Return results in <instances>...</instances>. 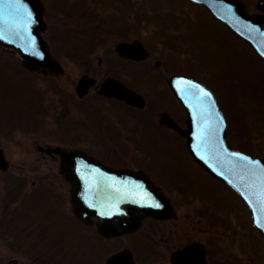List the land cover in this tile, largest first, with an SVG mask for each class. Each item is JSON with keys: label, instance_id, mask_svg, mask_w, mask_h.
Returning a JSON list of instances; mask_svg holds the SVG:
<instances>
[{"label": "flooded vegetation", "instance_id": "obj_1", "mask_svg": "<svg viewBox=\"0 0 264 264\" xmlns=\"http://www.w3.org/2000/svg\"><path fill=\"white\" fill-rule=\"evenodd\" d=\"M109 35L103 30L88 40L90 44L55 48L65 59L79 60L82 74L86 72L97 80L81 104L80 121L73 98V76L65 70L61 75L45 77L61 78L62 92L47 86L44 89L37 107L42 126L36 133L28 125L23 142L12 132V126L0 124V147L8 161L0 167V264L11 260L18 264H174V255L194 241L204 245L209 264H250V258L235 251L232 234L220 230L216 240L213 232L201 227L196 208L183 211L178 198H171L175 217L147 216L135 232L120 236L102 237L96 229V219L83 222L74 217L70 183L59 172L60 160L41 149L56 145L79 147L108 166L145 169L162 190L186 188L194 183L191 169L162 171L156 161L157 152L134 151L144 142L145 131L154 125L184 140L162 123V114L167 113L184 127L185 109L166 80L185 68L174 70L178 63L172 62L167 47L164 54L148 49V57L138 61L119 57ZM119 39H134L128 26ZM107 76L135 89L145 98V106L139 109L100 95L98 86ZM72 108H76L75 112ZM32 149L45 159H53L34 162ZM191 262L196 263L193 256Z\"/></svg>", "mask_w": 264, "mask_h": 264}, {"label": "water", "instance_id": "obj_2", "mask_svg": "<svg viewBox=\"0 0 264 264\" xmlns=\"http://www.w3.org/2000/svg\"><path fill=\"white\" fill-rule=\"evenodd\" d=\"M195 1L202 2L213 10L218 18L224 20L232 30L248 40L264 58L262 16L257 14L248 16L244 4L239 0ZM257 6L264 11V0H260ZM42 14L43 6L38 0H0V43L21 53L22 63L28 69L57 72L58 63L53 59L46 42L40 36V31L44 29ZM171 86L177 97L191 112L189 123L193 122L192 127L195 126L191 133L184 132L189 136V150L206 169L242 195L253 212L254 222L258 227H262L260 214H262L261 210L264 211V166L261 163L257 165L251 158L228 147L225 138L226 122L220 114L214 96L206 87L187 77L174 78L171 80ZM104 92L136 104V99L130 91L111 82L104 86ZM58 152L62 155V166L65 170L77 167L70 161L72 159H82L83 162L78 165L84 168L97 164L80 151L58 150ZM127 173L131 174L132 180V188L129 192L115 193L103 200L98 198L99 208L91 211V214L103 219L104 225L101 230L106 234L121 233L134 228L142 215L161 214L160 204L165 201L163 194L149 183L146 176L139 177L137 173ZM76 175L74 173L71 177L74 187L72 197L76 201L75 212L79 215L81 212L77 197L79 183ZM110 175L122 176V173L114 172ZM110 219H114L112 223L109 222Z\"/></svg>", "mask_w": 264, "mask_h": 264}, {"label": "rangeland", "instance_id": "obj_3", "mask_svg": "<svg viewBox=\"0 0 264 264\" xmlns=\"http://www.w3.org/2000/svg\"><path fill=\"white\" fill-rule=\"evenodd\" d=\"M131 1L134 3L132 7V12L134 13L131 16L132 20L137 17V10L135 9L138 5L139 11L144 16L148 13H153L149 10L150 8L158 9L157 13H153L154 18L149 16L146 20L142 21L143 25H138L137 29H141L142 34L146 35V38L148 37V33L153 31V24H156L155 29H158L160 26L158 22L167 24L176 20L183 23V36L181 38L185 41L192 39L190 42L196 46V50H198L201 58H198L199 64L207 66L212 83L204 79L203 81L200 79V81L210 85L218 93L226 106H230L228 98L230 104L235 106L236 125L234 122L230 131L233 142L247 150L250 149L254 155H264V62L251 51L248 45L241 42L202 5L192 2L188 3L185 0ZM245 1L249 5L251 12L256 10L254 5L256 0ZM115 10H117L116 6H108L102 12L111 16ZM170 10L176 11V13L174 14ZM65 18L66 16L63 19ZM75 18L77 17L75 16L73 19ZM66 20L71 22V19ZM72 22L76 24L73 20ZM100 27L101 25H99ZM133 33L136 34V31H133ZM153 34L155 40L160 36L156 32ZM72 68L76 69L74 70V74L78 72L79 67L77 65H74ZM238 70L243 77V84H235V87L231 85V92L223 95L221 93L223 91V82L225 81L229 84L232 77L239 75L237 73ZM22 74H24V71L19 68L14 58L0 51V108L3 107V110L16 109L19 112L22 111L23 119L21 123L25 117V108L23 109V107L27 104L25 92L28 88V83L20 77ZM36 86L37 92L40 93L43 88L39 87V84ZM248 126L250 130H245V127ZM160 134H162L160 135L161 139L149 142V145L159 153L156 161L161 166L160 169L162 171L170 170L176 172L191 169L192 165L186 158L187 151L185 150V146H183V142L168 136L167 131L162 130ZM174 151L180 154L181 157L173 156L171 152ZM179 162H182V165ZM207 180L209 183L201 188V190L204 189V195L198 201L199 211L205 215V222H209L210 219V223L215 225L218 224L221 218L226 219V216L233 224H237V220L240 223L242 222L245 226L244 230L252 251L258 254V263L262 264L264 261H262V254L260 252V237L258 236V232L253 229L254 227L250 222V212L245 202L231 189L225 188L220 183H216L209 178ZM196 195L197 192L195 193ZM195 223H190L189 225L196 227ZM216 227L213 226V229ZM228 231H231L230 227H228ZM240 235L241 231L235 237L234 244L238 251L240 250L239 253L243 255L242 257H248V246Z\"/></svg>", "mask_w": 264, "mask_h": 264}]
</instances>
